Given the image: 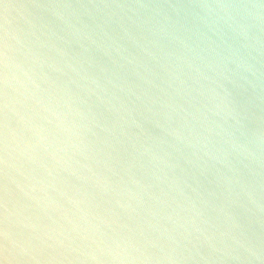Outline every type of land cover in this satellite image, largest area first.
<instances>
[{
  "label": "clouds",
  "instance_id": "clouds-1",
  "mask_svg": "<svg viewBox=\"0 0 264 264\" xmlns=\"http://www.w3.org/2000/svg\"><path fill=\"white\" fill-rule=\"evenodd\" d=\"M0 264H264V0H0Z\"/></svg>",
  "mask_w": 264,
  "mask_h": 264
}]
</instances>
